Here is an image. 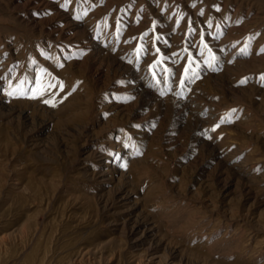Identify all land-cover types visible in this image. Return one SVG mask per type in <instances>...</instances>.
I'll return each instance as SVG.
<instances>
[{"label":"rangeland","instance_id":"374dc122","mask_svg":"<svg viewBox=\"0 0 264 264\" xmlns=\"http://www.w3.org/2000/svg\"><path fill=\"white\" fill-rule=\"evenodd\" d=\"M262 76L264 0H0V264H264Z\"/></svg>","mask_w":264,"mask_h":264},{"label":"snow or ice","instance_id":"6c2138e0","mask_svg":"<svg viewBox=\"0 0 264 264\" xmlns=\"http://www.w3.org/2000/svg\"><path fill=\"white\" fill-rule=\"evenodd\" d=\"M262 80H264V76L261 77ZM245 81H241V83H244ZM49 87H55V85H49ZM62 87V85H61ZM42 94V93H41ZM9 95H11V93H9ZM45 103H49V101L45 100Z\"/></svg>","mask_w":264,"mask_h":264},{"label":"bare ground","instance_id":"6f19581e","mask_svg":"<svg viewBox=\"0 0 264 264\" xmlns=\"http://www.w3.org/2000/svg\"><path fill=\"white\" fill-rule=\"evenodd\" d=\"M31 259L33 260L34 258H31ZM32 260H31V261H32ZM31 261H30V262H31Z\"/></svg>","mask_w":264,"mask_h":264}]
</instances>
